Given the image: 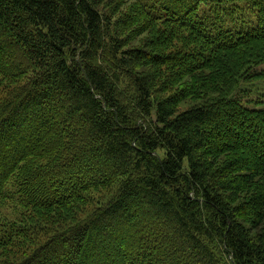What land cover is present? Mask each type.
<instances>
[{"label":"trees","instance_id":"1","mask_svg":"<svg viewBox=\"0 0 264 264\" xmlns=\"http://www.w3.org/2000/svg\"><path fill=\"white\" fill-rule=\"evenodd\" d=\"M240 4L252 27L219 28ZM262 64L264 0H0V250L264 264V109L233 97Z\"/></svg>","mask_w":264,"mask_h":264},{"label":"rangeland","instance_id":"2","mask_svg":"<svg viewBox=\"0 0 264 264\" xmlns=\"http://www.w3.org/2000/svg\"><path fill=\"white\" fill-rule=\"evenodd\" d=\"M149 4L152 6L154 5L153 2H149ZM119 5V3H117V5L115 7H117ZM232 4H227L224 5V7L226 8H232L231 6ZM241 5V4H240ZM114 7V8H115ZM161 6L159 4H157V9H159V12L162 11V8H160ZM256 11L258 12L259 9L257 6H253L252 8H250L249 5H241V9L240 11L237 12V14L235 15V17H227L225 15H221L220 14V21H218V27H222L224 29L227 30H232L235 33L241 31V30H248L249 28L252 27L251 22L252 21H256L257 17H256V13L253 12ZM112 11H114V9H112ZM216 17V16H215ZM223 21L225 23H223ZM159 27V26H158ZM150 35V33H147L146 35H144V37L142 38L144 40V38L148 37ZM175 45V47L173 48H169L167 50H163L158 48V51L161 53H164L166 55H168L170 52L173 53V51L176 50H191L190 48L186 47V44H182V42L180 41H173V43ZM189 49V50H188ZM258 72L264 71V64H262L261 66L257 67L256 69ZM236 93L234 94V98L241 102L243 105H245L246 107L250 108V109H258V110H263L264 109V81H255V82H250V81H243V83H241L237 89H236ZM7 92H2L0 93V103L2 101L3 98H5ZM188 106H190V101L186 102L183 104V106L181 107V111H184V109L188 108ZM91 195H94L93 197L96 199V203L98 202H103L106 200V198H108L109 196V192L103 191V193H96V192H92ZM93 207H97L96 205H92L91 207H88L87 210H83L79 217L81 219L87 220L89 219V217L91 216V212ZM0 216L5 218L6 220H16L17 219V214L15 209L13 208V204L12 202H10L6 207H4L3 209H0ZM30 249L32 250L33 247L29 246ZM18 254V256L21 254L20 252V248L19 247H12V250L9 252V254H6L3 250H0V256L5 260V261H10V263L12 264H16L18 263L16 260V255Z\"/></svg>","mask_w":264,"mask_h":264}]
</instances>
